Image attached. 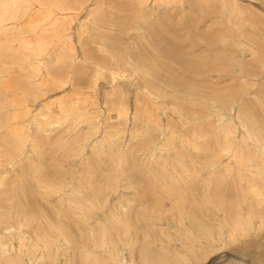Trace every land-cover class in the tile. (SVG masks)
<instances>
[{
    "label": "rangeland",
    "instance_id": "374dc122",
    "mask_svg": "<svg viewBox=\"0 0 264 264\" xmlns=\"http://www.w3.org/2000/svg\"><path fill=\"white\" fill-rule=\"evenodd\" d=\"M0 264H264V0H0Z\"/></svg>",
    "mask_w": 264,
    "mask_h": 264
},
{
    "label": "bare ground",
    "instance_id": "6f19581e",
    "mask_svg": "<svg viewBox=\"0 0 264 264\" xmlns=\"http://www.w3.org/2000/svg\"><path fill=\"white\" fill-rule=\"evenodd\" d=\"M53 23V22H52ZM120 114V112L118 113V115ZM152 115L148 116L149 118V123L153 120V113H151ZM151 120V121H150ZM148 121V119H147ZM22 159V158H21ZM9 165L13 166L14 165V162H9Z\"/></svg>",
    "mask_w": 264,
    "mask_h": 264
}]
</instances>
